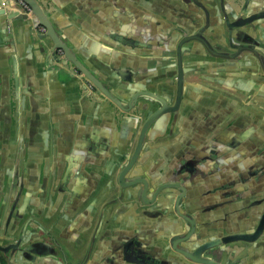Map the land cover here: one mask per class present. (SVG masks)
<instances>
[{
  "label": "flooded vegetation",
  "instance_id": "af4514ba",
  "mask_svg": "<svg viewBox=\"0 0 264 264\" xmlns=\"http://www.w3.org/2000/svg\"><path fill=\"white\" fill-rule=\"evenodd\" d=\"M122 1H114L119 9L115 15H124L125 22L130 25L131 30L124 36L110 33L100 35L101 39L104 38L105 41L125 50L126 56L131 60L129 62L131 67L115 70L117 74L115 73L114 77L124 82L119 84L120 89L118 91L108 89L102 79L76 55L83 66L106 87L111 96L105 95L72 61L66 60L63 49L54 48L52 39L46 37L51 43L50 55L53 62L64 61L72 75L79 78L91 91L102 93L119 109L134 111L137 115L139 129L133 149L124 163L113 165V168L117 166V173L115 174L113 169L112 171L108 169L96 179L83 177L87 182L85 192L89 188L97 189L102 186V192L113 189L115 193L113 200L132 202L137 214L142 217L141 225L144 224L143 227H138H141L140 231L137 230L133 238L130 235L131 231L112 237L110 241L114 242L113 249H104L100 252L104 258L102 264L111 262L107 255H126L125 259L133 264H164L163 259L157 255H166L165 250L160 240L151 235V232L160 226L167 228L169 233L163 239L171 253L174 252L167 255H185L182 249L193 252L201 244L206 249L203 255H222L220 258L222 264L240 263L241 258H234L233 255H264V161L259 164L261 169L254 165L258 170L250 174L251 171L248 169L245 174L249 163L239 162L246 156L244 151L241 152L242 149L237 148L235 151L233 145L235 140L233 141V135L228 129L226 137L225 133L220 135V138L225 140L224 143L217 137L209 141L205 139L202 143L192 140L188 150L193 152L191 153L195 156L193 159L181 153L187 151L186 144L189 141L187 137L190 138V128L185 124L178 140L182 143L183 150H176L175 153L165 152L159 157L158 151L155 155L142 153L146 139L157 136L164 140L172 134L176 129L172 119H176V122L180 111L181 114L187 111L188 115L190 114L188 106L204 104L199 99L192 100L200 94L186 87L188 76L195 74L197 77L209 78L211 76L207 72H211V69L220 73L223 69L234 67L236 62L247 67L249 74H257L250 76L256 80L254 85L250 83L242 87L239 84L238 87L235 86L244 93L237 112L240 109L241 113L245 112L249 122L242 125V128L250 131L254 129V123L259 125L248 139L242 140L245 144L242 143L241 146L251 149L253 153L250 143L257 140V137L264 140V42H261L262 39L264 41V5L260 3L261 6L260 4L255 6L257 0H251L252 6H248V0L242 4L237 0H127L133 6L127 10L121 6ZM8 3L15 15L20 14L35 22L38 21L28 3L26 4L30 8L29 13L18 6L15 0H8ZM36 33L39 31L36 30ZM148 38H153L156 43L153 44L154 41L151 43ZM150 63L155 65L149 67ZM180 72L184 73L181 88L178 87L177 79ZM216 80L225 81L220 78ZM151 83L157 84L156 91L148 88ZM207 90L208 93L210 90L216 91L207 86L204 93ZM210 99L212 113L206 114L204 120L205 125L215 127L219 123L216 116L222 101L213 95ZM149 101L153 103L149 104ZM158 107H162L163 112L151 121L142 143L138 146V137L145 120ZM221 117L222 125L227 120L231 121L223 112ZM198 118L199 115L194 117L195 126H198V120L199 122L202 120ZM250 122H254L253 125H250ZM153 123L155 126L150 130ZM219 145L220 147L225 145L224 150L221 148L223 154L220 158L216 155V149H213V146ZM155 150L156 147L153 151ZM134 151L137 153L131 166L125 172H121ZM210 151L215 152V155L210 156L208 154ZM230 158L234 161L229 162ZM250 159L255 163L258 158L254 155ZM2 167L0 264H47L42 258L48 261V264H94L95 262H91L92 259L85 262L86 259L71 257L81 254L78 248L83 245L84 239L74 232L72 234L74 251H69L70 248L60 237L61 232L58 231L57 234V229L54 228L57 220L47 224L35 217L26 195H29L28 199L33 202L34 199L29 192L16 188L19 183L17 179L13 190L1 188L12 166ZM230 169L232 177L228 176ZM70 181L69 176L64 174L63 179L58 182V187ZM250 183H253L251 185L253 187H246ZM249 193L253 198L248 196ZM246 199H249V202L245 203ZM82 203L83 199L79 204ZM228 205L236 206L230 212L231 217L239 222L233 224L234 226L228 224L229 213L223 210L225 207L228 208ZM249 205H252L250 207L252 211L248 217L245 209L249 210ZM190 208L196 211L189 213ZM213 209H221L222 214H213ZM69 211V216L74 214L72 210ZM62 214L59 213L58 216ZM47 215L52 216L49 212ZM78 221L79 219L75 218L72 225L77 224L79 228H85L90 224L86 221L82 225V222ZM255 231L257 235L252 240L241 237L232 239L234 235ZM145 233L149 235L147 240ZM91 245L92 243H89L87 251L82 255H89Z\"/></svg>",
  "mask_w": 264,
  "mask_h": 264
},
{
  "label": "crops",
  "instance_id": "0c3cea01",
  "mask_svg": "<svg viewBox=\"0 0 264 264\" xmlns=\"http://www.w3.org/2000/svg\"><path fill=\"white\" fill-rule=\"evenodd\" d=\"M114 1L37 0L52 21L57 33L79 59L102 79L108 89L118 91L119 84L124 82L114 75L119 69L131 67L129 63L131 60L126 56L125 50L105 41L104 38L101 39L100 35L105 36L110 33L124 36L131 28L125 22L124 15H115L119 9ZM237 1L242 4L245 0ZM247 2L248 6H252L251 0ZM122 3L121 6L127 10L133 8L127 0H123ZM260 3L264 5V0H257L255 6ZM119 18L122 19L117 20ZM34 26L33 19L20 14L8 20L0 7V168H3V165L12 166L1 188L13 190L17 179L19 183L16 188L29 192L34 199L33 202L28 199L29 195H26L30 210L35 212V217L47 224L57 220L54 228L57 229V234L58 231L61 232L60 237L70 248L69 251H74L72 236L74 232L84 239L83 245L78 248L81 254L71 257L86 259L85 262L92 259L91 262H95L94 264H102L104 258L100 252L104 249H113L114 242L110 241L112 237L130 231L131 237H134L141 228L138 227L144 224L141 225L142 217L137 214L132 202L113 200L115 194L113 189L102 192V186L97 189L89 188L85 192L87 182L83 177L96 179L108 169L109 171L113 169L115 174L117 173L118 168L117 166L113 168V165L124 163L133 149L139 129L137 115L134 111L119 109L102 93L91 91L79 78L72 75L69 68L64 65V61L53 62L50 55V41L46 39L45 44L40 43L36 38V26ZM148 39L151 43L154 41L153 38ZM261 42H264L263 39ZM155 43L154 41L153 44ZM240 62L242 63L243 60ZM153 65L155 64H148L149 67ZM247 70L248 68L243 64L236 62L234 67L223 69L220 73L211 69V72H207L211 76L209 78L197 77L195 74L188 76L186 87L200 94L192 100L199 99L204 104L188 106L190 112L188 115L187 111L182 114L180 111L177 121L172 119L176 126L172 134L164 140L157 136L146 139L142 153L155 155L158 151L157 157H159L165 152L175 153L176 150H183L184 147L178 140L183 131L182 126L185 124L190 128V138L187 137L189 140L186 144L187 151L181 153L193 159L195 158L194 154H191L193 152L188 150L192 140L202 143L205 139L209 141L217 137L224 143L225 140H222L220 135L225 133L226 137L228 129L233 135V141L235 140L233 144L235 151L237 148L242 149L241 152L244 151L246 156H243V161H238L249 163L245 174L248 169L251 171L250 174L255 173L258 169L254 165L259 166L264 161L260 160L264 158V140L257 137L253 144L250 143L253 153L251 149L241 146L244 143L242 140L248 139L259 125L250 122V125L254 123L253 130L245 131L242 128V125L249 122L245 112L241 113V109L237 112L244 93L235 87L237 84L241 87L244 84L245 86L250 83L255 84L256 80L250 76L257 74H249ZM216 78L225 81L218 82ZM156 85L151 83L148 88L156 91ZM207 86L216 90L214 92L210 90V98L213 95L222 101L216 116V120L219 121L217 127L205 125L204 116L212 113L208 90L204 93ZM152 103L153 101H149V104ZM222 112L231 120L225 118L227 122L223 125ZM198 115L200 116L198 119L202 118V120L200 122L198 120V126H195L194 117ZM250 119L252 120V115ZM260 120L261 118L258 121ZM154 126L153 123L150 130ZM154 147H156L155 151H153ZM213 147L220 158L223 154L221 148L224 150L225 145ZM208 154L215 155V152L210 151ZM254 155L258 158L255 163L250 159ZM231 161L234 159L230 158L229 162ZM229 171L228 176L232 177L231 169ZM15 173L17 178L14 176ZM64 174L69 176L71 181L58 187V182L63 179ZM252 184L245 186L253 187ZM248 196L251 197L252 194L249 193ZM81 199L83 203L79 204ZM247 202L249 199L245 200V203ZM234 207L236 206L228 205V208L223 209L228 211L230 218L228 224L232 226L239 223L230 215ZM250 207L252 205H249V210L245 209L248 217L252 211ZM69 210L74 214L69 216ZM194 211L196 209L190 208L189 213ZM48 212L52 216H48ZM213 212V214H222L221 209H213ZM59 213L63 214L58 216ZM75 218L79 219L82 225L86 221L90 224L85 228H79L77 224L73 226L72 222ZM168 233L165 226L155 228L151 232V235L160 240L165 250L166 255H157L161 260L163 259L164 264H199L183 255H167L174 253L173 251L171 253L163 239ZM144 235L147 240L149 235L146 233ZM125 238L122 240L124 241ZM88 242L92 243L89 255H82L88 249ZM233 256L241 258L238 264H264V255ZM107 257L113 264H133L125 259L126 255H107ZM42 259L48 264V261ZM58 259L60 260V257ZM106 260L108 261L107 258ZM111 262L108 261L109 264Z\"/></svg>",
  "mask_w": 264,
  "mask_h": 264
},
{
  "label": "water",
  "instance_id": "95a60500",
  "mask_svg": "<svg viewBox=\"0 0 264 264\" xmlns=\"http://www.w3.org/2000/svg\"><path fill=\"white\" fill-rule=\"evenodd\" d=\"M24 1L30 5V7L32 8L33 14H35V16L37 17L38 21L35 22V26L37 24H41L45 27L44 32L36 33L37 34L36 35L37 40L40 43L43 42V44H45L46 37L48 36L49 38H51L54 48H62L63 49L66 60L72 61L75 64V66L78 69H80L84 73L85 76H87L91 81H93L105 95L111 96L110 93L108 92V90L106 89V87L88 69H86L83 66L81 61H79V59L77 58L76 54L67 45V43L59 36V34L57 33V31H56V29L52 23V21L45 14V12L41 8V6L38 4V2L36 0H24ZM0 7H1L2 11L5 13V15L7 16V19L15 16V13H13V9L10 6V4L8 3V0L1 1ZM43 48H44V46H43ZM183 76H184V73L180 72L179 76L177 78L178 79V87H180V88H181V84L183 81ZM161 108L162 107H160V108L158 107L145 120L144 125L142 126V129L140 131V135L138 137V143H137L138 146H140V144L142 143L146 128L149 126L151 121L157 115H159L163 112V110ZM136 153H137L136 151L133 152V154L129 158V161L126 163V165H124L121 172H125L131 166L132 162L134 161V159L136 157ZM256 232L257 231H255L253 233H240L238 235H234L232 237V239H235L237 237H241L242 239H245V240H252L257 235ZM208 244H210V243H208ZM205 250H206L205 247L201 244V245H198V247L193 252L187 251L185 249H182L181 251H183V253H185V255H183V256H185L188 260L199 263V264H221L220 258L222 255H203V252H205ZM227 264H229V263H227Z\"/></svg>",
  "mask_w": 264,
  "mask_h": 264
},
{
  "label": "built area",
  "instance_id": "2783aa9c",
  "mask_svg": "<svg viewBox=\"0 0 264 264\" xmlns=\"http://www.w3.org/2000/svg\"><path fill=\"white\" fill-rule=\"evenodd\" d=\"M15 1H16V3H18L17 5L22 7L23 9H25L27 11V13L30 12V8L24 0H15ZM35 29L38 30L39 32H42L45 30V27L41 24H37Z\"/></svg>",
  "mask_w": 264,
  "mask_h": 264
}]
</instances>
